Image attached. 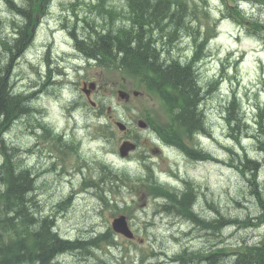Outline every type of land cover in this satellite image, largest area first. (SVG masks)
Listing matches in <instances>:
<instances>
[{"label":"rangeland","instance_id":"obj_1","mask_svg":"<svg viewBox=\"0 0 264 264\" xmlns=\"http://www.w3.org/2000/svg\"><path fill=\"white\" fill-rule=\"evenodd\" d=\"M70 1L54 0L49 15L40 21L33 47L21 60H18L12 69L15 72L14 76L11 75L15 89L18 92L21 90L29 91L27 94L16 95L19 102L22 99V103L27 108L29 107L28 102L33 98L31 90L37 82L42 81L34 64H38L48 54L51 58L61 55L58 56L61 59L68 56L72 51L68 28L73 26L76 20L72 15ZM194 1L198 5L200 22L203 26L217 20V16L220 15L223 7L222 0H207L206 6L200 0ZM110 2L119 8L126 6V0H110ZM229 5L232 4L229 3ZM205 9L209 11V17L204 16ZM5 11V3L0 0V18L6 23L8 32L13 31L14 22L23 24L22 18L5 13ZM83 12H85V6L80 11V13ZM255 13L264 19V8ZM66 23L68 25H65ZM62 25H65L66 28ZM85 26L86 24L83 23L82 27ZM187 43H178L171 49L172 53L175 56H183L187 51L190 55L194 51V43L192 39ZM235 53L242 56H239V64L230 70L231 73L227 77V81L222 82L216 93L208 100L206 95H203L198 105L201 112L202 109L205 112L204 119L209 127V133L214 135L212 139H203L201 145L207 152L218 157L221 163L203 164L212 161L208 153L194 157V163H191L179 150H166L163 154L158 155L153 153L155 147L161 145L158 137L153 131L138 127V121L145 119V117L153 116L161 121L166 120L163 105L153 93L152 95L144 93L143 96L132 97L131 102L121 100L117 91L107 96L99 93L96 95V99L100 108H111L110 111L105 109V114L100 119L88 107L90 105L87 102L86 110H71L70 99L81 98L79 92L75 91L73 94H68V88L60 90L58 85H48L50 94L39 100L47 113L44 124L50 125L59 133L66 132L80 143L82 156L96 173L99 174L102 171L100 164H105L115 169L120 175L126 173L132 178L127 187H121L118 191L111 190L112 187L109 186L112 184L106 186L108 187L107 190H110H108L111 205L109 208H105V203L101 201L105 195L102 193L96 196L94 191L90 193L80 192L75 200L72 199L73 206L67 211H62L64 204L58 208L60 203L70 198L72 186L64 182V175L59 173L60 168L55 170L53 169L54 165L45 159L36 161V158L27 154L25 149L34 144L35 138L31 135L32 140V138L24 136L27 129H23L20 124L22 120L19 123L17 117L12 120L2 132L1 137L5 139L8 147V152H6L11 155L17 166L16 170H22L23 166L32 173L35 191H29L28 195L35 198L38 212H43L49 216L54 214L57 208L60 209L62 214H58L56 230L65 238H83L76 239V243H85V248L72 249L57 257L53 264H172L170 263L173 260L172 256L183 252L188 247L201 248L197 255H192L187 261H179V264H208L203 255L210 248H212L210 252L215 253L216 251L222 256L219 261L215 259L216 256L215 261L210 264H231L234 259L223 254V248L226 245L232 251L238 246L244 247L245 244L249 247L257 245L264 239V224L254 226L259 222L258 218H255L264 210L261 209L260 201L258 202L256 195L252 194V187L250 188L247 182L246 178H250L251 174L247 171L242 176L240 172L229 166L232 162L237 163L239 159L244 160L245 155L252 159L261 160L263 164L262 171L260 170L259 190L264 196V150H260L262 145L256 138L252 137L259 133L260 127L255 130L253 124L260 112L258 108L264 110V44L258 39L239 36L232 23L221 21L216 36L203 51L205 57L199 73L202 82L208 83L221 71L222 64H227L226 56L229 59ZM0 55H2L0 69L5 72L6 64L11 62L13 55L10 52L4 53L1 49ZM218 56L221 57L219 60ZM68 58L66 57L60 66L67 67L70 81L79 83L83 80L97 79L109 81L107 87L109 92L118 90V87H122L124 90L135 87L134 89L143 91L135 80L123 79L122 74L118 71L100 66L97 68L94 63L88 65L86 62L82 63V60L78 63L82 67L76 71L74 66L77 65H74ZM137 84L139 88L136 87ZM53 92L61 94L65 100L60 101L57 96L52 94ZM233 92L239 95L242 107L249 119L248 128L242 122L233 124V135L239 141L230 136L231 130L227 122L228 114L225 106L226 99ZM22 116H26V112H23ZM117 121L128 124L131 128L130 132L125 134L119 131L116 126ZM47 131L52 133L49 129ZM125 139L132 142L139 141L141 149L132 153L130 157L123 158L119 153V147ZM260 140H264V135L260 137ZM229 149L236 152L239 157L230 152ZM143 153L144 157H148L146 163H150L155 172H164L166 175L172 173L175 176H172L174 180H188L195 183L198 190H195V193H199L200 198L204 195L209 204L208 210L203 208L201 213L197 211L201 221L194 219L192 222L185 219L177 212L176 204L173 205L176 208L168 207L167 210L172 211L171 216L177 214L178 217L176 218L179 223H175V218L170 219V217L158 214L161 201L149 196L145 186L143 191L142 182L137 180L138 177L145 179L148 174L145 162L144 165L141 162ZM2 162L3 155L1 154L0 163ZM67 166L69 169V164ZM47 170H49L48 174L50 175H43L41 178L39 172ZM183 187L182 184L181 189ZM167 197L165 194L161 195L164 204H166ZM134 203H136L135 208L129 210L132 216L129 214L128 216L138 235V240L128 241L120 237V239L117 238L118 242L120 241L117 246L97 249L98 241H101V236H103L102 233L111 227V222L116 213L125 214L119 209H125L126 206H132ZM195 208L196 203L194 210ZM37 216L35 212V217L37 218ZM203 218L208 221L204 222ZM228 221L231 223H227ZM234 221L235 224H232ZM224 222L228 225L224 226ZM248 222H251V225ZM192 223L195 225L193 226ZM191 227L194 230L190 233L198 235L197 229V232L200 233L198 237L189 235L187 237L186 233ZM208 227L211 228H209L210 231L206 230ZM202 235L208 236L211 241H205L201 244L202 240H205ZM140 236L144 238V244L140 243ZM94 239L97 240L93 243ZM152 251L155 252L156 257L151 256ZM143 257L144 262L141 261Z\"/></svg>","mask_w":264,"mask_h":264},{"label":"trees","instance_id":"obj_2","mask_svg":"<svg viewBox=\"0 0 264 264\" xmlns=\"http://www.w3.org/2000/svg\"><path fill=\"white\" fill-rule=\"evenodd\" d=\"M26 1L27 5L21 12L27 23L20 28V39L14 48L8 43L4 44L10 52L16 49L24 50L29 44L35 15L44 11L48 3V0ZM128 2L130 16L127 17L129 14L125 12L118 14L130 25L115 26V20L118 18L116 11L101 3L96 12L105 23L100 27L111 32H94L88 40L79 42L78 46L87 55L99 61H106L109 66L116 65L125 74L141 78L143 83L146 81L150 90L159 91L163 96L169 95L171 100L167 99L168 124L155 121L157 119L153 116H150L149 120L157 132L175 136L176 143H183V136L204 130V112L198 107L204 92L196 79L192 63L183 65L181 61L174 60L166 64L162 61L161 44H166L163 36L158 41V32L164 33L166 23L172 24L178 31L183 30L186 26L188 4L185 0ZM260 25L262 23L258 24V27H261ZM22 102V99L19 102L12 90L10 71L7 67L5 72L0 69V144L4 163L0 164V264H53L57 257L66 253L65 251L83 249L85 243L65 240L54 231V221L40 214L35 198L28 195L29 191L35 190L32 174L23 166L22 170H16V164L3 146L2 132L15 117L29 110ZM261 122L257 138L263 151L264 140H260V137L264 135V124ZM232 123L240 124L241 121L237 116L229 118L231 129L234 130ZM235 167L242 174L250 172L248 182L264 210V196L258 188V161L245 156L244 160H238ZM170 201L169 203H175L179 210L190 208L188 195L183 197L171 194ZM257 218L258 223L264 222V211ZM227 223L230 224L231 221ZM96 240L94 239L93 243ZM108 240V234L101 236L97 247L101 246L102 241ZM214 261L213 258L210 263ZM231 264H264V239L257 245L247 247Z\"/></svg>","mask_w":264,"mask_h":264},{"label":"bare ground","instance_id":"obj_3","mask_svg":"<svg viewBox=\"0 0 264 264\" xmlns=\"http://www.w3.org/2000/svg\"><path fill=\"white\" fill-rule=\"evenodd\" d=\"M206 124V123H205ZM4 140V139H3ZM7 156V155H6ZM3 163V162H2ZM2 163H0V164H2ZM260 169H261V165H260ZM260 171V170H259ZM32 174V173H31ZM258 174H259V172H258ZM258 177V176H257ZM189 186H190V188H187V189H185V190H183V191H180L181 192V194H178V195H183V197L184 196H186V195H188L189 196V204H190V208L189 209H183V210H179L178 209V213L179 214H181V216H183V217H185V219H188L189 221H192L193 222V220L195 219L194 218V206H195V203H196V201L200 198V196L198 195L199 193H195V189H192L191 188V183H189ZM35 191V190H34ZM165 195H167L166 193H164ZM168 197V199H167V201H166V204H165V206H166V208L168 209V207H171V208H176V206H174L173 207V205L175 204H170L169 202H171L170 201V196H171V194H169V195H167ZM249 221V220H248ZM223 225L224 226H226V225H228V224H226V222H224L223 223ZM222 225V226H223ZM251 225V224H250ZM211 227V226H210ZM210 227H208V228H206V230H208V231H210L209 230V228ZM211 229V228H210ZM212 250V248H210V250L207 252V253H205L203 256L204 257H206L205 258V260H209V256H212V255H216L217 257L215 258L216 260H220L221 258H222V256L220 255V253H218V252H216L215 251V254L213 253V252H210ZM210 253V254H209ZM65 254V253H64ZM208 262V264H210V260L209 261H207Z\"/></svg>","mask_w":264,"mask_h":264},{"label":"water","instance_id":"obj_4","mask_svg":"<svg viewBox=\"0 0 264 264\" xmlns=\"http://www.w3.org/2000/svg\"><path fill=\"white\" fill-rule=\"evenodd\" d=\"M114 228L119 232L126 233L127 235H130V233L128 232V229L126 228V223H125L124 217L118 218L114 221Z\"/></svg>","mask_w":264,"mask_h":264}]
</instances>
